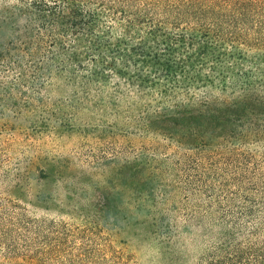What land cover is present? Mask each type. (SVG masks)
Masks as SVG:
<instances>
[{
    "label": "rangeland",
    "instance_id": "1",
    "mask_svg": "<svg viewBox=\"0 0 264 264\" xmlns=\"http://www.w3.org/2000/svg\"><path fill=\"white\" fill-rule=\"evenodd\" d=\"M73 94L0 84V264H264V121L189 151L139 136L141 102Z\"/></svg>",
    "mask_w": 264,
    "mask_h": 264
},
{
    "label": "trees",
    "instance_id": "2",
    "mask_svg": "<svg viewBox=\"0 0 264 264\" xmlns=\"http://www.w3.org/2000/svg\"><path fill=\"white\" fill-rule=\"evenodd\" d=\"M0 4V32L10 36L0 37L1 85L40 91L60 79L78 100L125 103L127 112L141 102L139 136L152 133L189 151L244 146L259 136L264 0ZM142 156L133 160L134 176L148 183L156 155Z\"/></svg>",
    "mask_w": 264,
    "mask_h": 264
}]
</instances>
